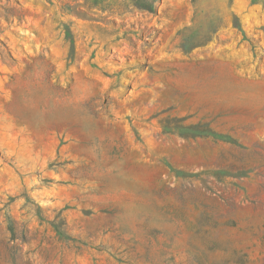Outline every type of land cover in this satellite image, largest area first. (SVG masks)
<instances>
[{
  "label": "rangeland",
  "instance_id": "obj_1",
  "mask_svg": "<svg viewBox=\"0 0 264 264\" xmlns=\"http://www.w3.org/2000/svg\"><path fill=\"white\" fill-rule=\"evenodd\" d=\"M0 264H264V0H0Z\"/></svg>",
  "mask_w": 264,
  "mask_h": 264
}]
</instances>
